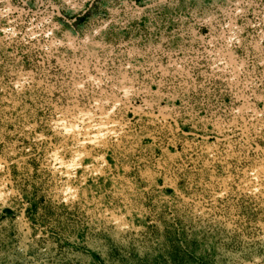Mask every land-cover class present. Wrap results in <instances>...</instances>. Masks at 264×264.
<instances>
[{
  "label": "rangeland",
  "instance_id": "rangeland-1",
  "mask_svg": "<svg viewBox=\"0 0 264 264\" xmlns=\"http://www.w3.org/2000/svg\"><path fill=\"white\" fill-rule=\"evenodd\" d=\"M0 264H264V0H0Z\"/></svg>",
  "mask_w": 264,
  "mask_h": 264
},
{
  "label": "water",
  "instance_id": "water-1",
  "mask_svg": "<svg viewBox=\"0 0 264 264\" xmlns=\"http://www.w3.org/2000/svg\"><path fill=\"white\" fill-rule=\"evenodd\" d=\"M159 1H162V0H159Z\"/></svg>",
  "mask_w": 264,
  "mask_h": 264
}]
</instances>
